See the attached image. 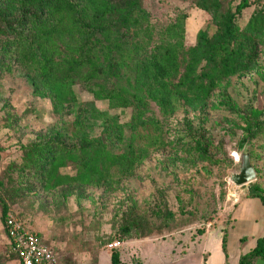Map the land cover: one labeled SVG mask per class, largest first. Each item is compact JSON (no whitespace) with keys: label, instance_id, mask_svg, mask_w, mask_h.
<instances>
[{"label":"rangeland","instance_id":"1","mask_svg":"<svg viewBox=\"0 0 264 264\" xmlns=\"http://www.w3.org/2000/svg\"><path fill=\"white\" fill-rule=\"evenodd\" d=\"M121 1L125 7L140 4L154 39L180 20L185 47L196 44L201 30L211 36L218 31L212 15L193 0ZM223 2L234 8L240 0ZM251 2L241 25L256 9L264 10V0ZM112 87L97 78L76 82L75 97L60 107L50 97L33 93L19 69L0 78V264H20L9 251L4 204L54 247L58 264H111L109 244L116 240L124 242L117 249L120 264H200L205 253L207 264H237L264 234V205L248 197V184L237 186L230 180L238 170L236 156L239 142L248 134V117L259 111L264 122V45L243 73L223 81L201 107L180 103L175 113L165 115L150 102L147 115L158 119L161 128L151 126L142 132L137 143L148 155L134 174L117 184L45 189L30 178L23 168L25 146L39 134L57 131L66 134L72 146L82 145L84 139L76 136L78 116L91 125L85 128L88 145L100 142L104 153L115 155L128 151V123L134 110L107 98L104 90ZM196 133L207 146L209 159L192 156ZM249 150L254 181L264 188V129L254 134ZM82 167L70 160L60 173L76 176ZM124 226H132L131 233L126 234Z\"/></svg>","mask_w":264,"mask_h":264},{"label":"trees","instance_id":"2","mask_svg":"<svg viewBox=\"0 0 264 264\" xmlns=\"http://www.w3.org/2000/svg\"><path fill=\"white\" fill-rule=\"evenodd\" d=\"M251 1L240 0L228 8L223 0H193L212 15L218 31L211 36L201 30L196 44L185 47L181 20L154 39L149 16L136 1L125 7L121 0H0V78L19 69L33 93L50 97L60 107L75 97L73 84L97 78L113 85L111 90H104L113 104L134 110L128 123V151L122 155H106L100 142L88 145L85 128L91 125L86 126L80 116L76 124V136L84 139L80 146L68 143L62 131L39 134L24 149L23 168L30 178L45 189L59 185L83 188V184L115 185L134 174L148 155L137 143L142 132L161 125L147 115L150 102L165 115L175 113L180 103L201 107L223 81L243 73L256 60L264 45V10L256 9L244 25L240 24ZM129 31L133 35H123ZM221 103L230 106L227 99ZM261 113L253 111L248 117V134L239 142L240 149L245 143L250 146L254 134L264 129ZM198 134H194L192 156L209 159L207 146ZM70 160L83 165L76 176L60 173ZM248 189V197L264 205V188L252 181ZM9 211L4 204V228ZM132 228L124 226L123 231L129 234ZM111 250V264H120L119 251ZM223 250L227 254V228ZM259 261H264V234L251 250L240 255L238 264Z\"/></svg>","mask_w":264,"mask_h":264},{"label":"built area","instance_id":"3","mask_svg":"<svg viewBox=\"0 0 264 264\" xmlns=\"http://www.w3.org/2000/svg\"><path fill=\"white\" fill-rule=\"evenodd\" d=\"M5 228L9 237V251L20 264H58L57 253L13 211L6 216ZM123 244L115 241L109 244V248L119 249Z\"/></svg>","mask_w":264,"mask_h":264},{"label":"water","instance_id":"4","mask_svg":"<svg viewBox=\"0 0 264 264\" xmlns=\"http://www.w3.org/2000/svg\"><path fill=\"white\" fill-rule=\"evenodd\" d=\"M248 143H245L236 156L238 170L233 173L230 180L237 186H244L256 178V171L251 163Z\"/></svg>","mask_w":264,"mask_h":264},{"label":"crops","instance_id":"5","mask_svg":"<svg viewBox=\"0 0 264 264\" xmlns=\"http://www.w3.org/2000/svg\"><path fill=\"white\" fill-rule=\"evenodd\" d=\"M262 235H263V234H262ZM262 235H260V236H262ZM258 237H259V236H258ZM258 237H257V238H258ZM257 238H256V240H257ZM255 245H256V241H255ZM255 245H254V246H255ZM254 246H253V247H254ZM253 247H252V248H253ZM252 248H251V249H252ZM251 249H250V250H251ZM245 253H246V252H245ZM207 257H208V253H205V255H203V258H202V261H201L200 264H207ZM239 257H240V256H239ZM239 257H238V260H239ZM180 264H182V263H180ZM237 264H238V261H237Z\"/></svg>","mask_w":264,"mask_h":264}]
</instances>
